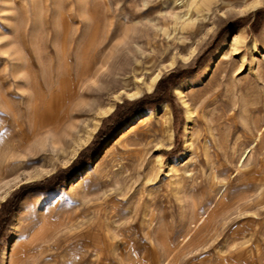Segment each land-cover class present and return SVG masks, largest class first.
<instances>
[{
    "label": "rangeland",
    "instance_id": "374dc122",
    "mask_svg": "<svg viewBox=\"0 0 264 264\" xmlns=\"http://www.w3.org/2000/svg\"><path fill=\"white\" fill-rule=\"evenodd\" d=\"M184 2L0 0V207L19 195L0 264L14 239L44 264H264V0H207L199 14L191 10L193 22ZM221 47L226 54L200 79ZM84 54L94 69L105 62V74L86 82L89 102L75 114V135L100 115L98 129L72 158L73 137L48 140L8 170L14 112L28 119L30 99L50 98L63 61L80 84ZM158 72L151 91L131 97ZM171 73L161 100L114 123L119 105L152 93ZM185 79L193 83L177 94ZM163 102L171 139L165 117L142 115ZM187 105L189 155L169 166L185 147ZM104 124L107 135L71 174L29 187L69 166ZM90 226L97 235L86 233Z\"/></svg>",
    "mask_w": 264,
    "mask_h": 264
},
{
    "label": "bare ground",
    "instance_id": "6f19581e",
    "mask_svg": "<svg viewBox=\"0 0 264 264\" xmlns=\"http://www.w3.org/2000/svg\"><path fill=\"white\" fill-rule=\"evenodd\" d=\"M206 3L207 0H185L183 5L188 9V12L186 11L187 12L186 18L188 19V22L194 21L193 16L191 14V10H195L199 14L200 12H202V9L200 7L202 5L206 6ZM226 52H227L226 47L219 48L218 54L209 62L204 75L200 79H203L204 77L209 75L210 70L216 64V59L221 57L222 55H225ZM80 60H81V65L77 70L78 71L77 77L81 79L80 84H78L76 80L69 77L70 65L68 64V61H63V63L60 64L61 81L59 82L56 91L51 94L50 98H48L45 101V97L42 96L43 97L42 98L38 94V96H35V98L30 99V105L27 114L28 119H24L23 117L24 112L20 115L19 113L14 112L13 122H11V124H8V170L15 163L13 162L14 157L20 155L21 158L24 160V158H27L28 155H36L48 140H50L53 144H58L60 142L65 144L67 143V139L69 137H73L75 140V144L69 154V158H72V156H74L78 152L79 148L83 147L86 143L90 141L94 132L98 129L101 121L100 115L97 118V121L93 122L91 126H89L86 129H83L82 136L77 138V136L75 135V130L80 122V121L77 122V120L79 119L75 120L76 117L75 114L80 113L82 109L84 110L85 105L87 106L89 102V100L87 101L88 99L87 97L90 95L89 92L91 90L89 91L86 89L88 88L87 87L88 85L86 86V82L97 77L96 79H94L93 82L98 83L100 81L99 79L102 78V76L105 74L104 73L105 69L102 68L104 67L105 62L102 63L101 66L94 69V59L88 58L87 54H84V56H82ZM160 76L161 74L158 72L154 74L149 80L145 81L143 85H137L136 92L131 94V97L141 95L144 89L146 91H151L154 88ZM192 83L193 81L191 79H185L180 83H178L177 85H175L174 89L177 92V94H182L184 85L186 84L191 85ZM90 89H92V87ZM66 104L67 106H64ZM184 104H187L185 100H184ZM62 105L64 107H62ZM114 107H115L114 103L109 104L102 110L101 114L111 113L114 110ZM19 108L21 109V107ZM186 110H187V116H186L187 119L184 124L185 147L180 151L176 159H172L170 161L169 166L172 165L174 166L178 164L183 160L184 157L189 155V150H190L189 139L191 134L190 123L192 122L191 120L193 118V112L189 106L187 107ZM142 115H144L145 118H153L160 116L165 117L168 123V136L170 139L173 137V128L170 125L172 112L168 102H163L160 105L145 111L144 114ZM138 117H141V115H138L137 118ZM66 122H68V125L65 127V124H67ZM260 134L262 135V133ZM30 137H32V140L28 142ZM260 140H261V136H260ZM255 142L257 141L255 140ZM261 181H263V179ZM261 191L262 190L260 188L259 192ZM88 232L93 233L92 226H90L89 229H87L86 233ZM93 235H97V234L93 233ZM17 240L18 239H14L12 242L7 241L4 243L1 254V261L3 264H42L43 263V260H39L36 263L35 258L33 257L31 259H28L29 257L26 256V253H28L27 245H23L20 249L15 248V244ZM95 240L96 241L93 250H97L98 247H101V241L99 240V238H95ZM27 260L28 261L30 260L31 262L27 263Z\"/></svg>",
    "mask_w": 264,
    "mask_h": 264
},
{
    "label": "trees",
    "instance_id": "16d2710c",
    "mask_svg": "<svg viewBox=\"0 0 264 264\" xmlns=\"http://www.w3.org/2000/svg\"><path fill=\"white\" fill-rule=\"evenodd\" d=\"M174 76H176V74L171 73L167 77L161 78L156 89L152 93L146 94L137 100L131 101L126 106L119 105L118 109L111 116L114 119V123L118 122L124 114L131 113L133 110L137 109L138 107L143 106L145 102H153V101L161 100L163 98L164 91L167 86L165 83L167 81L168 82L172 81V77ZM106 128L107 126L104 124L100 128V130L97 132L92 142L80 152V154L76 157V159L69 166L54 173L49 179L44 181V183L34 182L33 184L29 185V187L30 186L37 187L39 185H41L42 187L44 185H47L48 183H51L54 185L59 184L62 181V179L67 177V175L71 174V172H73L76 169L77 165L84 158V156L90 150H92L102 138H104L103 137L104 134L107 135L108 133L107 131L110 128L108 127L109 128V129L107 128L108 130ZM63 173L65 174L62 177ZM24 187L25 185L22 188ZM18 198H19V195L15 194L12 198L6 199L0 207V249L2 246V239L5 235V231L10 221V218L15 210Z\"/></svg>",
    "mask_w": 264,
    "mask_h": 264
}]
</instances>
